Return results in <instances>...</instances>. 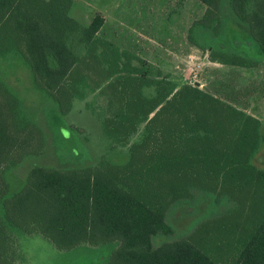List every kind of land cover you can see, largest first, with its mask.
<instances>
[{
  "label": "trees",
  "instance_id": "1",
  "mask_svg": "<svg viewBox=\"0 0 264 264\" xmlns=\"http://www.w3.org/2000/svg\"><path fill=\"white\" fill-rule=\"evenodd\" d=\"M198 1L188 41L236 71L260 66L264 0ZM72 5L0 0V264H24L37 235L56 264H264L260 119L114 46L101 15L84 26ZM27 76L42 119L13 87ZM75 101L100 124L97 153L66 119ZM189 205L177 232L170 214Z\"/></svg>",
  "mask_w": 264,
  "mask_h": 264
},
{
  "label": "rangeland",
  "instance_id": "2",
  "mask_svg": "<svg viewBox=\"0 0 264 264\" xmlns=\"http://www.w3.org/2000/svg\"><path fill=\"white\" fill-rule=\"evenodd\" d=\"M205 8L198 0H73L70 16L86 26L95 15H101L104 18V36L114 46L138 52L157 63L178 84L198 85L254 115L260 119L264 134V56L260 66L242 71L209 61L207 52L187 39L189 28L202 16ZM194 35L197 33L194 32ZM218 41L207 39L202 42L230 48L231 42L227 39ZM16 72L18 76H25L23 68L18 67ZM12 76V72L8 73L5 79L10 80ZM13 87L22 95L27 112L42 119L44 102L40 93L32 88L30 78L27 76V80L22 82L18 80ZM75 104L66 119L91 132L94 139L91 148L97 153L100 151L99 140L103 139L100 124L85 110L78 114L83 104L76 101ZM263 159L262 154L257 157L260 163ZM193 210L194 207L189 205L178 207L170 214L177 232L184 231L194 220ZM25 238L21 240L27 255L24 264H56V249L50 242L40 235Z\"/></svg>",
  "mask_w": 264,
  "mask_h": 264
},
{
  "label": "crops",
  "instance_id": "3",
  "mask_svg": "<svg viewBox=\"0 0 264 264\" xmlns=\"http://www.w3.org/2000/svg\"><path fill=\"white\" fill-rule=\"evenodd\" d=\"M103 25H104V22H103ZM103 27V26H102ZM99 36L101 35V32L98 34ZM101 37V36H100ZM104 38H106V36H104ZM131 54H134V55H137V56H139V57H141V58H143V59H145L147 62H149L150 64H153V65H155L156 67H158L159 68V65L157 64V63H154V62H152V61H149V60H147L146 58H144V57H142L138 52H130Z\"/></svg>",
  "mask_w": 264,
  "mask_h": 264
}]
</instances>
